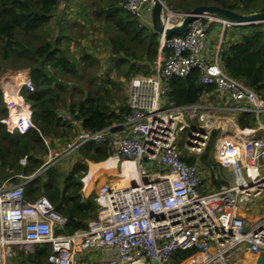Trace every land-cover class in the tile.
Wrapping results in <instances>:
<instances>
[{"label":"built area","instance_id":"1","mask_svg":"<svg viewBox=\"0 0 264 264\" xmlns=\"http://www.w3.org/2000/svg\"><path fill=\"white\" fill-rule=\"evenodd\" d=\"M118 4L139 25L152 28L153 0H119ZM187 14L161 0L160 57L151 62L149 73L130 76L126 106L117 110L118 120L90 131L66 112H58L75 132L63 153L75 152L86 142L105 144L116 161L133 162L134 185L131 178L123 186L111 181L99 184L93 196L96 218L86 228L67 234L56 233L66 218L44 194L26 197L27 176L5 178L0 182V264H10L19 248L28 253L43 244L49 246L48 264H74L76 253L88 250L103 252L105 264H175L179 250H194L184 259L186 264H247V254L259 256L261 252V262L255 257L251 264H264V211L246 218L249 207L264 195V97L228 74L220 57L224 34L242 24L202 12L192 15L183 33L165 34L167 28L181 25ZM212 23L220 30L210 32ZM216 34L218 41L212 46L210 37ZM193 69L198 70L199 82L212 89L203 90L196 102L175 105L166 97L167 80ZM23 85L32 87L29 76L19 86L7 79L0 88L8 109V118L2 122L10 132L24 133L34 127L29 104L9 98L11 92L18 95ZM23 104L29 111L25 124L24 113L16 115L18 122L12 116ZM244 113L252 114L253 127L240 129L235 123L239 138L219 137L215 166H211L213 179L219 180L217 168H229L233 182L200 191L204 177L197 158L217 128L219 114L236 117ZM48 138L43 140L51 153ZM143 157L152 164L147 165ZM19 161L25 164V156ZM17 176L23 179L16 180Z\"/></svg>","mask_w":264,"mask_h":264},{"label":"trees","instance_id":"2","mask_svg":"<svg viewBox=\"0 0 264 264\" xmlns=\"http://www.w3.org/2000/svg\"><path fill=\"white\" fill-rule=\"evenodd\" d=\"M59 1L0 0V69L4 64L17 66V59H22V65L18 66L30 67L32 87L24 85L20 93L30 104L31 121L34 125L24 133L17 130L10 132L0 120V182L9 176L15 178V174L30 175L40 167L47 149L43 137H49L51 140L69 138L72 126L62 122L58 116L62 108L71 117L79 120L83 129L90 131L99 130L119 118L113 104L120 101L111 90L113 81L110 79L106 83L110 85L108 88L93 76L90 90H87L85 95L73 100L65 96L68 90L67 82L55 74L77 75V68L68 56L67 48L60 45L61 38L47 39L39 31L52 17ZM118 1L105 0L104 6L98 7L97 10L104 13L106 19L113 20L112 23L120 29V33L108 39L111 57L115 60L113 67L125 64L121 74L128 77L132 67L134 72L138 68L134 67L135 61H141L143 73H148L147 69H150L151 62L157 56L158 34L147 24L139 25V21L122 8ZM164 1L170 8L178 11H189L200 4H217L238 13L264 10V7L258 6V3L264 0ZM242 27L237 37L221 49V64L228 74L242 80L264 97V22L245 24ZM38 41L40 42L37 43ZM81 59L89 61L93 58L84 54ZM198 78L196 69L182 77L172 76L167 80L166 97L179 106L198 101L203 90L212 89L211 86L205 87L201 84ZM25 79L26 75L21 73L20 82ZM1 97L0 91V119L7 112L1 104ZM125 106L121 105L118 111L123 110ZM235 121L240 128L253 127L254 124L251 113L239 114ZM207 149L210 151L212 145ZM77 152L81 159L77 160L67 173L61 174L49 166L44 169L43 176L39 174L25 185L26 197L33 198L44 194L53 207L66 218L56 233L70 234L84 229L87 223L97 216L98 206L93 195L83 197L81 194L80 177L87 169L85 160L105 162L109 159L110 152L105 144L94 142H86ZM23 156L26 158L25 164L19 163ZM186 159L190 162L193 158ZM200 159L204 164H209L207 156H201ZM213 180L214 186L221 184L220 181ZM48 253L49 246L46 244L37 246L33 252L16 251L17 256L23 257L31 264H45ZM192 254L194 250H179L173 258L175 264Z\"/></svg>","mask_w":264,"mask_h":264},{"label":"rangeland","instance_id":"3","mask_svg":"<svg viewBox=\"0 0 264 264\" xmlns=\"http://www.w3.org/2000/svg\"><path fill=\"white\" fill-rule=\"evenodd\" d=\"M93 2H95L92 6L91 9V14H81L82 21H78L76 20L77 16H68L66 19L62 20V21H57L55 20V18H50L48 20V22L42 27V29H40L39 31L41 32V34L43 33L47 39H54L55 37H59L61 38V43L60 45L63 48H67V53L68 56L71 58V60H73L75 66H76V70H77V75H70V74H62V73H56L55 76L60 77L61 79H64L67 82L68 85V90L67 93L65 94V96L69 97L70 100H73L75 97H79L82 95L86 94L87 90H90V86L91 83L90 81L92 80V78H94L93 76H96L97 78H95V80L97 79V81H101L103 85H106L107 81L110 79L113 81V85H112V92H114V94H116V99L119 100L120 102H115L113 104V106L116 108V110H119L121 105H126V89H127V83H128V79L130 78V76H132L135 73H143L142 64H138L135 63L134 67L137 68L134 72V68L132 67V71H131V75L128 77H124L122 76V72L123 69L125 68V64L124 65H120L119 67H113L114 66V57H111V52L109 49V45H108V39L111 36H115L116 34L120 33V29L118 28L117 25H114L112 23L113 20L110 19H106L104 17V13H99L97 12L98 7L100 6H104V0L100 3H98V1L96 2L95 0H92ZM164 1V0H163ZM83 2H86V0H84ZM166 3V2H165ZM259 7H264V1L261 3H258ZM259 10H255L253 12H256ZM73 19V20H72ZM57 21V22H56ZM245 24L242 25H238L236 27H233L232 30L226 32L223 36V40L225 41L224 43H228L231 40H233L235 38L236 35H238V32H240ZM149 27H151V24L148 25ZM219 25L217 23H212L211 27H210V32H217L219 31ZM215 36L214 39H211V45L214 46L217 43V39H218V35H213ZM158 40V39H157ZM40 41H38L37 43H39ZM36 43V41H35ZM224 43L222 42V44L224 45ZM159 45V42H158ZM159 48V46H158ZM84 54H89L92 56V60H83L81 59L82 56ZM138 62V61H135ZM17 63L18 65L21 64L22 65V59H17ZM24 63V60H23ZM11 66L9 64H4L1 69H0V88L2 86L3 81L9 79L12 81H16V83L18 84V86L20 85V80H19V76L21 75V73H24V75L29 76L30 78V72H29V66L25 65V63L23 65L25 66ZM52 70V69H50ZM149 70V69H147ZM151 71V70H150ZM148 72V71H146ZM107 73V74H106ZM149 73V72H148ZM93 79V81H95ZM23 83V82H21ZM24 86V85H23ZM26 86V85H25ZM109 86L110 85H106ZM88 88V89H87ZM111 88V87H110ZM1 91V89H0ZM11 94L16 97L17 94L11 92ZM1 95H2V91H1ZM18 96L20 97V99L22 100V102H25L27 104H29L28 102L25 101V99L23 98V96L21 95V93L18 94ZM2 98V97H1ZM213 102H215V99L213 100ZM2 105H4L5 107V103L3 101L2 98ZM59 104L61 105V100H59ZM25 105V104H24ZM30 106V104H29ZM6 108V107H5ZM27 109V108H26ZM30 109V107H29ZM6 115L1 118V122L3 119H7L8 117V109H6ZM61 112H65L64 109L62 108V110H60ZM30 114H31V109H30ZM16 113L13 112L12 116L13 118L16 117ZM7 117V118H6ZM31 118V115H30ZM236 121H235V117L231 116L229 114H219L217 121L215 122V124H217V128L213 129L212 133L210 134L209 140L207 141L206 144V148L205 150H203L199 155H198V161H199V165H200V169L203 171V181L205 184V187H201L200 191H208L211 190L212 188H214V180H213V172L215 171L211 168L212 165H214V151H215V147H216V141L219 137L224 136V135H228L230 137L233 138H239V134H241L240 132H236ZM5 124V128L6 130H8V126ZM239 127V126H237ZM240 128V127H239ZM241 129V128H240ZM9 131V130H8ZM12 131H15V129H13ZM259 133L261 134L260 131H256V134ZM75 134V132H71L69 138L67 139H60L61 140L59 142L60 145H65L66 142H68L69 140L73 139V135ZM49 139V138H48ZM59 145V147H60ZM212 145V149L210 151H207L208 147ZM49 148L52 151V154L49 153V150L46 149V153L43 155V162H42V166L40 165V167L38 169H36V171H34L35 173L41 174L42 176L44 175V169L48 168L49 166H52L54 169L58 170L61 172V174H65L69 171V169L73 166V164L77 161L80 160L81 158L78 155L77 150H75V152H71V153H60L58 156L53 155V152L56 151L57 149H55L54 147H52V143H51V139H49ZM55 149V150H53ZM207 156L209 164H204L200 157L201 156ZM111 156V154H110ZM24 157V156H23ZM61 157H65L64 159H61ZM110 159V158H109ZM108 159V160H109ZM64 161V163L62 162ZM102 161V160H101ZM107 161V160H106ZM86 164L90 165L92 162L91 160H85ZM20 163V161H19ZM46 163V164H45ZM90 163V164H89ZM101 163L104 162H98L95 164H92L90 168H88L87 165V169L86 171L83 173V176L80 177V180L82 181L83 178H85L87 176V180L86 182H84V190L87 191L89 186H94L92 189L93 191L91 192V194L94 196L95 192H96V188L99 186V184H101L104 181H108L107 177L105 176L107 174V172H104L103 175H100L98 178L96 179V181H93L94 177L97 176L98 174H100L102 171L100 170V168L97 166ZM121 159L118 160L116 167H115V177L116 179L121 176H118L119 174H123V171L121 169ZM47 165V166H46ZM215 166V165H214ZM62 170V171H61ZM111 170V169H110ZM33 172V173H34ZM31 173V174H33ZM216 173L219 177V180L221 183H232L233 182V174L231 169L229 168H217L216 169ZM30 174V175H31ZM105 174V175H104ZM109 174V172H108ZM27 175V176H30ZM117 175V176H116ZM24 176V175H23ZM28 178V177H26ZM23 179L20 176H17L16 180H20ZM29 179V178H28ZM34 178H32L31 180L29 179V182H31ZM93 181V183H92ZM8 184H10V182H8ZM82 193V190H81ZM249 214H248V219L251 216H257L258 214H260L262 211H264V195H262L261 197H259L258 199H256L255 204H252L249 207ZM19 250H23V248H19ZM15 256L16 253H15ZM247 259L249 257V255L247 254ZM14 259V258H13ZM183 261H181V264H186L183 263ZM16 264V263H15Z\"/></svg>","mask_w":264,"mask_h":264},{"label":"crops","instance_id":"4","mask_svg":"<svg viewBox=\"0 0 264 264\" xmlns=\"http://www.w3.org/2000/svg\"><path fill=\"white\" fill-rule=\"evenodd\" d=\"M83 1L84 0H60L59 3L56 6L54 12H53V15H52L51 19L55 18V20L60 22V21H62L64 19H66L68 16H73V17L77 16L76 20L81 22L82 21V18H80L81 14H88V13L91 14L92 6L95 3L92 0H86V2H83ZM95 1L96 2L98 1V3L99 2L101 3L103 0H95ZM103 3H105V0H104ZM214 37L215 36H211L210 37V42H211V39H214ZM236 37H237V35L235 36V38ZM224 42L225 41L223 40V43ZM226 45H227V43H224V45L222 44V48L226 47ZM159 57L160 56H159V48H158L156 59H158ZM150 70H151V66H150L149 71ZM60 141L61 140H59L58 138H55L54 140H51L52 147L57 149L54 152L63 153L62 150L64 148V143H63V145H60L59 144ZM48 145H49V143H48ZM59 145H60V147H59ZM55 149H53V150H55ZM50 152H51L50 154H52V151H50ZM64 158L65 157H61V159H64ZM62 162L64 163V161H62ZM91 162H92L91 164L89 163L90 165L87 164L88 168H90L92 164L98 163L99 161H91ZM117 162L118 161H115V167H116ZM97 166L100 168V170L102 172L100 174H98L97 176H95L93 181H96V179H99L98 177L100 175H103L104 172H107V174L106 175L104 174V175L107 177L108 181L115 182V180H116L115 174L113 172H109V168H110L109 160H107L104 163H101V164H99ZM108 172H109V174H108ZM202 174H203V172H202ZM86 180H87V176L85 178H83L82 181H81L82 182V189H81L82 193L81 194H82L83 197L89 196L91 194V192L93 191L92 188L94 187V186H91L92 185L91 184L89 186L88 190L84 191V182H86ZM93 181H92V183H93ZM204 187H205V184H204ZM247 217H248V215H246V218ZM251 217H254V216H251ZM251 217L249 219H251ZM17 250H19V249H17ZM255 257H258V256L254 255V254H249L248 259H247V256H246V259L244 261L247 262V264H251ZM13 258L14 259L11 260L10 264H15V263L16 264H31L29 261L23 259V257L14 256ZM45 264H48V263L45 262ZM74 264H105V255H104L103 252H101L99 250H88V251H83V252L82 251H78L76 253V255H75Z\"/></svg>","mask_w":264,"mask_h":264},{"label":"water","instance_id":"5","mask_svg":"<svg viewBox=\"0 0 264 264\" xmlns=\"http://www.w3.org/2000/svg\"><path fill=\"white\" fill-rule=\"evenodd\" d=\"M160 9H161V0H153L152 10H151V22H152V29L154 32L159 33L162 31V26L159 24L160 18ZM202 12H211V13H218L223 17L235 21L239 24H251V23H258L264 22V10L251 12V13H238L230 8L223 7L217 4H200L192 7L188 14L184 17L181 25L173 26L167 28L165 30L166 35L171 34H181L186 29V24L192 19V15L195 13H202ZM142 160L147 164L151 165L152 162L147 160L146 157H143ZM38 173H33L30 176H27L30 180L35 178ZM28 179V181H29ZM131 184L134 185V179L130 180ZM244 231L247 230V227L243 228ZM262 260V252L259 253L257 258V262L260 263ZM154 262L155 260L152 259Z\"/></svg>","mask_w":264,"mask_h":264},{"label":"bare ground","instance_id":"6","mask_svg":"<svg viewBox=\"0 0 264 264\" xmlns=\"http://www.w3.org/2000/svg\"><path fill=\"white\" fill-rule=\"evenodd\" d=\"M14 82H16V81L14 80ZM20 84H21V82H20ZM9 98L14 99L17 104L21 103V101H22L18 95L16 97H14L11 93H9ZM22 106H23L22 109L19 107L14 112L16 114H20L21 112L25 114V115H23V117L25 118V121H24L23 124H25V122L28 121L27 116H28V112L29 111H28V109H26V107H25L24 104ZM13 120L15 122L20 121V119L17 120V117H14ZM19 126L22 127L23 125L20 124ZM236 131L237 132H240V129L236 128ZM109 158H110L109 159V162H110L109 172L115 173V161H116V158H115V156H109ZM120 165H121V169L123 171V174L122 175L119 174L118 176H121V177L120 178H117L115 180L116 186H123V185H125L127 183V179L128 178H131V179H134L135 178L134 177L135 176V170H134L133 162L132 161H130V160H123L122 163H120ZM110 169H111V171H110Z\"/></svg>","mask_w":264,"mask_h":264}]
</instances>
